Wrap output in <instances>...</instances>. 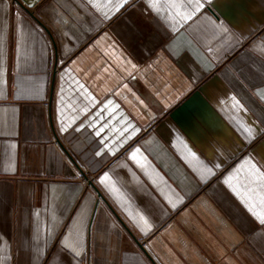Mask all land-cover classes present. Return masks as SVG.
Instances as JSON below:
<instances>
[{"label": "crops", "instance_id": "obj_1", "mask_svg": "<svg viewBox=\"0 0 264 264\" xmlns=\"http://www.w3.org/2000/svg\"><path fill=\"white\" fill-rule=\"evenodd\" d=\"M250 165L264 0H0V264H264Z\"/></svg>", "mask_w": 264, "mask_h": 264}, {"label": "snow or ice", "instance_id": "obj_2", "mask_svg": "<svg viewBox=\"0 0 264 264\" xmlns=\"http://www.w3.org/2000/svg\"><path fill=\"white\" fill-rule=\"evenodd\" d=\"M153 6H154V5H153ZM137 151H138V150H137ZM190 154H191L193 157H195V153H191V152H190ZM96 155H100V153L97 152ZM130 157H131V159H133L134 161H136L137 163H139V161L136 160V151H134L133 153H131V154H130ZM250 167H251V169H252V171H253V173H254L255 175H257V176H258L259 178H261V179H264V173H260L259 170L256 169L255 165H250ZM205 173H207L208 175H211V174H212V170H211V168H205ZM205 178H206L205 175L202 174V175H201V179L204 180ZM109 179H110L109 174H108L107 172H105V173L100 177V182H101L102 184H104V183H106V181H108ZM225 183H226V184H230V181H229L228 179H226V180H225ZM177 201H179V197H178V196H177ZM169 203H171L173 207L176 206V204L173 203L171 200H169ZM260 203H261V205H264V196L261 197V199H260ZM249 211L252 212L253 215L257 216V218L259 219L260 223H261L262 225H264V211L256 212V211H255V205H251V206L249 207ZM140 219H141L142 221H144L145 224L148 223L147 220H146L143 216H141ZM73 251H74V254H75L76 256L81 255L80 252L75 251V248H73Z\"/></svg>", "mask_w": 264, "mask_h": 264}, {"label": "water", "instance_id": "obj_3", "mask_svg": "<svg viewBox=\"0 0 264 264\" xmlns=\"http://www.w3.org/2000/svg\"><path fill=\"white\" fill-rule=\"evenodd\" d=\"M22 1H24V3L29 5V6H34L40 0H22Z\"/></svg>", "mask_w": 264, "mask_h": 264}]
</instances>
